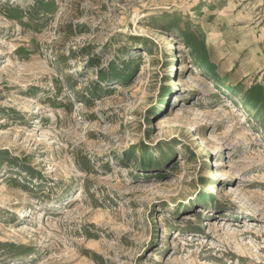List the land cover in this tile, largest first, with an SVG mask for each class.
Listing matches in <instances>:
<instances>
[{
  "label": "rangeland",
  "instance_id": "obj_1",
  "mask_svg": "<svg viewBox=\"0 0 264 264\" xmlns=\"http://www.w3.org/2000/svg\"><path fill=\"white\" fill-rule=\"evenodd\" d=\"M0 264H264V0H0Z\"/></svg>",
  "mask_w": 264,
  "mask_h": 264
},
{
  "label": "bare ground",
  "instance_id": "obj_2",
  "mask_svg": "<svg viewBox=\"0 0 264 264\" xmlns=\"http://www.w3.org/2000/svg\"><path fill=\"white\" fill-rule=\"evenodd\" d=\"M210 188V190H212V188L211 187H209Z\"/></svg>",
  "mask_w": 264,
  "mask_h": 264
}]
</instances>
